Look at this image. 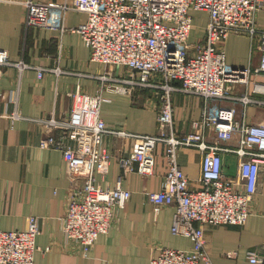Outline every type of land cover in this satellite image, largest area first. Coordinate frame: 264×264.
Returning <instances> with one entry per match:
<instances>
[{
  "label": "built area",
  "instance_id": "obj_1",
  "mask_svg": "<svg viewBox=\"0 0 264 264\" xmlns=\"http://www.w3.org/2000/svg\"><path fill=\"white\" fill-rule=\"evenodd\" d=\"M18 4L24 8L27 29H64L69 12L85 15L70 29L78 34L89 50V60L107 67L124 68L126 73L113 79V90L132 96L150 92L156 96V132L131 134L109 127L100 116L101 95H90L78 88L71 94L67 115L51 112L41 120L44 132L42 148L61 153L70 181L62 231L87 254L98 237L108 233L117 209L123 208L131 192L122 187L120 176L114 187L102 189L95 175L104 176L111 155L103 147L106 134L132 138V152L122 160L124 174L135 172L142 177L154 172V151L164 146L166 172L157 191H148L147 199L154 213L162 207L174 208L171 232L190 240L191 248L181 250L160 247L149 264H213L206 248V225H243L264 174V122L245 121L249 105L264 106V82H253L252 93L231 94L236 84L248 86L252 75H264V25L259 15L264 0H0V4ZM191 12L205 13L207 20L202 40L189 41L193 27ZM231 34L246 35L256 43L259 61L255 68L231 67L226 60L223 42ZM20 72L30 68L14 62L6 50H0V77L5 68ZM59 74L61 70L39 69ZM181 92L203 99L198 120L191 130L179 135L174 127L172 94ZM222 102H230L231 105ZM243 111L237 119L235 104ZM236 139L233 147L225 142ZM182 147L196 148L201 155L199 187L191 189L177 160ZM238 158L237 172H223L224 153ZM40 233L38 218L29 216L20 231L0 230V264H34ZM253 263L264 264V254L247 252Z\"/></svg>",
  "mask_w": 264,
  "mask_h": 264
},
{
  "label": "crops",
  "instance_id": "obj_2",
  "mask_svg": "<svg viewBox=\"0 0 264 264\" xmlns=\"http://www.w3.org/2000/svg\"><path fill=\"white\" fill-rule=\"evenodd\" d=\"M193 27L189 41L202 40L207 17L203 12H191ZM262 13L259 15V22ZM24 8L18 4H0V50H6L14 62L22 61L30 68L22 72L10 66L0 77V230L20 231L26 228L29 216L38 218L40 233L35 244L34 264H149L160 247L189 250V239L172 234L174 208L162 207L154 213L147 199L148 191L160 189L166 172L164 146L154 151L155 167L151 176L135 172L124 174L122 160L133 149V139L106 134L102 145L110 153L108 172L95 175L96 184L112 188L121 176V184L130 190L131 197L123 208L117 209L106 234L98 237L87 254L77 242L66 238L62 231V217L66 214L73 183L59 151L42 148L44 132L41 120L51 112L67 115L72 104L71 94L78 88L90 95H101L100 116L106 124L131 134L151 135L156 132V96L150 92H134L132 96L115 92L114 81L102 83L99 76L113 79L124 75V68L107 67L89 60V50L80 36L70 29L85 15L69 12L64 29H27ZM194 18L201 20L197 27ZM199 36H194L195 29ZM226 60L231 67L255 68L259 61L256 43L246 35L231 34L223 42ZM58 68L61 72L39 69ZM264 82V75H252L248 86L236 84L230 93L253 94V82ZM174 127L179 135L191 130V122L198 120L203 99L181 92L172 94ZM231 105L230 102H222ZM237 119L243 107L235 104ZM246 123L264 122V106L249 105ZM236 139L225 142L233 147ZM223 172L234 176L238 158L226 152L222 156ZM178 165L189 180V187H199L201 155L196 148L182 147L177 153ZM206 248L213 264H258L250 262L247 252L264 254V174L258 180L256 193L250 204V214L241 226L206 225Z\"/></svg>",
  "mask_w": 264,
  "mask_h": 264
},
{
  "label": "rangeland",
  "instance_id": "obj_3",
  "mask_svg": "<svg viewBox=\"0 0 264 264\" xmlns=\"http://www.w3.org/2000/svg\"><path fill=\"white\" fill-rule=\"evenodd\" d=\"M194 21H196V23L198 24L197 27H201L202 26V24L200 25L201 20H198L197 18H194ZM260 23L262 25H264V11H263V13L261 15ZM199 30H200L199 28L198 29H195L194 32H193V35L194 36H199V34H200V31Z\"/></svg>",
  "mask_w": 264,
  "mask_h": 264
}]
</instances>
